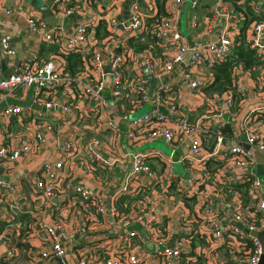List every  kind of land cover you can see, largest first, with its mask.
I'll use <instances>...</instances> for the list:
<instances>
[{
    "label": "built area",
    "instance_id": "2783aa9c",
    "mask_svg": "<svg viewBox=\"0 0 264 264\" xmlns=\"http://www.w3.org/2000/svg\"><path fill=\"white\" fill-rule=\"evenodd\" d=\"M49 1L52 10L58 13L61 11L70 15L74 10L73 7L65 6L62 11L63 0ZM182 1L171 0L167 11L151 19L142 18L138 6H134L135 10L126 22H107L109 32L103 37L95 34L98 22L88 25L72 21L71 29L68 30L69 35H72L66 43L59 44L58 51L53 52L49 59H24L16 72L7 76L0 75V94L11 95L19 87L32 85L35 88L34 102L44 109L60 110L62 113L61 117L51 119L45 117L41 109L36 117L33 114L29 118L30 113L25 115L22 105L4 107L3 114L20 115L17 118L20 122L21 119L26 120L25 124L21 122L23 126L19 124L17 131H7V138L0 139V214L9 211L7 220L25 211L26 206L19 203L15 180L3 178L2 170H8L10 164L21 155L37 154L47 142L55 143L57 138L54 137L64 138V144L58 145L59 156L55 159L44 157L30 182L33 194L43 201L38 203L30 221L31 232L23 237H14L11 231L15 229L10 223L6 225V230L3 227L0 231V243L4 245L0 254L2 264L21 258H25L26 264H146L152 256L139 241L147 237V234L140 237L130 228L135 220L155 229L156 252L161 264L189 262L178 243H168L175 231L154 224L157 215L153 207L152 210L145 207L144 198L139 203V209L137 205L134 207L135 203H126L120 207L115 200L117 196L138 193L143 188L139 180L140 173L150 175L153 183L170 179L165 171L154 174L149 164L151 158L162 160L167 163L168 172H171L169 155L153 149L144 151L135 148L130 151L129 168L125 169L119 182L107 183L101 179L103 187L112 192L108 202L94 192L91 181L78 176L74 170L75 167L94 170L98 167L111 168L116 164L127 166L126 154L119 155L116 153L117 148L128 142L138 147L140 143L157 137L169 143L172 150L188 137L190 164L200 162L201 159H204L203 162L219 159L224 169H242V172L233 171L232 180L246 183L248 193L255 202L245 210H242L240 204L234 206L233 216L241 221V226L224 224L216 214L209 215V235L223 237L227 244L245 248L241 253L242 264H257L262 247L255 232L264 227V195L259 193L261 185H264V167L260 174L256 171L255 158L249 149L255 147L264 152V131L256 129L252 123L254 115H264V102L252 105L242 118L239 130L244 132L243 136L232 130L231 134L223 131L232 126L222 118L226 109L229 110L233 105L231 89L235 88L241 95L247 93L238 77L243 64L238 62L231 68V86L207 98L204 101L207 107L199 118L193 121L188 118L176 90L167 81H161L162 77L177 66L180 67L185 53L190 51L183 65L187 68L184 74L189 88L201 90L203 85L214 79L212 71L207 72L209 75L201 72L202 64L213 68L226 59L239 43V37L236 40L224 30L213 40L190 46L179 29ZM196 2L192 0V6ZM250 5L254 12L264 15V0H250ZM147 11L152 16L159 13L153 5H149ZM28 23L33 29L42 30L41 38L49 41L61 38V28L65 29L63 26L48 25L45 20L29 18ZM190 23L195 24V14ZM246 33L249 47L254 48L261 60H264V19L249 23ZM130 37H134V40L130 41ZM11 41L8 34L0 38V51L4 56L15 54ZM117 47L120 48L119 53L111 55V50ZM155 48L159 52L153 53ZM73 51L81 54V65L74 72L67 67L66 58ZM127 60H133L136 65L135 70L129 74L124 73ZM263 66L264 61L252 68ZM145 73L160 80L152 97L148 92ZM107 81L109 85H106ZM257 94L260 95L259 92ZM147 102H151V107L136 114L135 110ZM210 107H213V112L208 110ZM120 121L127 122L125 129L121 128ZM212 121L217 123L218 128L212 127ZM106 129L110 131L111 140L105 144L110 152L104 153L100 147L104 142L100 137L90 139L87 132ZM83 133L88 138L82 136ZM210 136L213 140L212 148L203 151L202 142ZM231 140L232 144L229 143ZM223 202L226 204L225 199ZM56 207L63 209L66 216L54 215ZM132 207L134 209L130 210ZM204 209L205 214H210L209 209ZM39 210L43 212L39 213ZM46 213L51 214L50 219L46 218ZM100 216H105L107 220L118 216L126 229L124 233L113 226L108 229V235L114 234L121 245L114 252L92 238L100 227ZM177 232L188 233L185 221ZM203 263L208 264L207 260Z\"/></svg>",
    "mask_w": 264,
    "mask_h": 264
},
{
    "label": "crops",
    "instance_id": "0c3cea01",
    "mask_svg": "<svg viewBox=\"0 0 264 264\" xmlns=\"http://www.w3.org/2000/svg\"><path fill=\"white\" fill-rule=\"evenodd\" d=\"M196 1V4L193 6L191 4L192 0H183L180 4L179 29L182 37L190 46L213 40L224 30L231 37L238 40V37H240V29L245 18H250L253 15V18L264 19V15L252 10L250 0ZM42 2L50 1L0 0V38L6 34L10 35L15 49V54L11 57L4 56L2 51H0L1 76H7L12 72H16L24 59L33 58L37 61H46L53 52L58 51L59 44L66 43L70 35H72L71 33L69 35L68 31L71 29L70 26L64 27L62 24H57L65 28L64 30L61 28V38L55 41L43 40L40 36L42 30L33 29L29 26V18L31 20H45L38 7ZM170 2L171 0H63L64 6L62 7V11L67 5L74 9L70 15H65L61 11L58 13L52 10L51 6L50 8L55 15L68 16L74 22H84L92 25L95 22L99 23L103 21L107 25V22L112 20L118 24L126 22V20L131 18L135 10L134 6H138L142 18L151 19L152 14L147 11L149 5H153L157 12H165ZM7 10L9 11L7 12ZM194 14L195 24L192 25L190 19ZM47 24L52 25L49 22ZM246 37H248V33H246ZM136 39L138 40V38ZM17 47H20V52H18ZM119 51L120 48L117 47L115 50H111L110 54L114 56ZM154 52H159V49L155 48L153 50ZM126 65L127 67L124 69L125 74L132 73L135 70L136 65L133 60H127ZM213 68L207 64H202L201 72L209 75L207 72L212 71L214 73ZM240 68H242V71H240L238 77L242 80L247 93L241 95L235 88H232L233 105L229 110L226 109L222 118L224 121L232 124L230 126L231 129L229 128L230 132H226V134H231L232 130V132H238L243 136L244 132L239 130L242 118L252 105L264 102V66L255 68L250 72L243 65ZM184 69L187 68L177 66L173 71L165 74L161 81H167L172 85V88L176 90L179 102L184 108L186 115L193 121L203 115L207 107L204 101L207 98L210 99L216 93L224 92L227 89L218 92L210 88L209 83L203 85L199 91L192 90L188 86L189 84L186 80ZM148 74L145 73V76L148 79V92L151 93L154 92L160 80L153 75L148 76ZM106 78L109 77L106 75ZM106 85H109V81L106 82ZM34 93L35 88L31 85L19 87L11 95L0 94V139L7 138V131L15 132L20 128V125L23 126L26 123L24 119H21L23 124L18 121L20 115L3 114L4 107L8 105H22L24 107V114L27 115L30 113L28 115L29 118H32L33 114L36 117L37 112H40L41 109H43L41 111L45 117L51 119L61 117L62 113L60 110L44 109L39 103L34 102ZM149 107H151V102H147L137 108L135 112L139 114L141 113L139 109L144 108L143 111H145ZM208 110H211L210 112L214 111L213 107L208 108ZM232 117L233 119H230ZM252 123L256 129L264 131V115H254ZM120 126L122 129H125L127 122L120 121ZM212 127L218 128L217 123L212 121ZM87 135L90 139L94 136H99L101 141L104 142L100 145L102 152H110L108 147L105 146L111 140L109 130L106 129L99 132L88 131ZM48 136L50 137V134ZM82 136L88 138L84 133ZM54 138H57L55 143L47 142L37 154L29 153L27 155H21L18 160L10 164L8 170H2L1 176L3 178L15 180L19 203L23 207L26 206V210L15 215L11 220L6 219V216L10 212L2 211L0 214V231L3 227L6 230V225L10 223L15 229L11 231L14 237L18 235L19 237H23L28 232H31L30 221L35 214L38 203L43 201L38 195L35 196L33 194L30 182L38 172L41 160L44 157L50 156L55 159L59 156L58 145L61 146L64 144V138L63 136ZM229 143L232 144L233 141L231 140ZM212 145L213 140L212 136H210L207 141L203 140L202 142L203 151L211 150ZM135 148L144 151L148 149L159 150L169 155L172 164L171 172H168V168H166L167 163L162 160L151 158L149 159V164L154 174L165 171L170 176V179L153 183L150 175L140 173L139 180L143 184V188L138 193L117 196L115 198L117 204L120 207H124L126 203L130 205L135 203L134 207L137 205L139 209V203L144 198L145 207H148L149 210H152L153 207L157 215V221L154 224L160 228L170 227L175 231L168 240V243H178L189 264L195 262L197 259L205 263L207 260L208 264H242L241 253L245 251V248L242 249L237 244L235 246L229 245L224 241L225 239L223 237L215 238L209 235L210 221L208 219L211 218L209 215L216 214L218 220H221L224 224L241 226V221L236 220L233 216L234 206L240 204L243 207L242 210H245L246 207H250L255 202V199L249 195L246 183H238L232 180L233 171L242 172L241 168L224 169L221 167L222 160L219 159H208L205 162H203L204 159H201L200 162L190 164V159L188 158V137L181 141L173 150L171 145L161 137L140 143L138 147L128 142L116 149V153L119 155L124 156L126 154L127 166L116 164L111 168L98 167L94 170L75 167L74 170L78 176L87 181H91L94 192L102 200L108 202L112 196V192L103 187L101 179L103 181L106 180L107 183L119 182L125 169L127 167L129 168L131 161L130 151H133ZM249 150L251 152V147ZM254 158V167L260 174L264 167V161H259L255 156ZM259 193L264 195L263 184L261 185V191ZM223 199H225L226 204H224ZM134 207L130 210H133ZM204 208L209 209L210 214H205L206 209ZM38 212L42 213L43 211L39 210ZM50 215V213H46V218L50 219ZM54 215L66 216L63 209L57 207L54 209ZM76 218L75 220L77 221ZM100 221V227L95 231L92 238L98 240L100 245L108 248L111 252H114L121 245L116 240L114 234L108 235V229L113 226L122 233L126 229L122 225L121 220L118 219V216L110 220H107L105 216H100ZM184 221L186 222L188 233L177 232L181 223ZM130 228H133L140 237L147 234V237L139 241L142 247L150 251V255L152 256L146 264H161L156 252L157 241L155 239V229L148 228L142 222L136 220L133 221ZM3 249L4 245L0 243V254ZM0 264L2 263L0 262ZM8 264H26V260L25 258H21L18 261Z\"/></svg>",
    "mask_w": 264,
    "mask_h": 264
},
{
    "label": "trees",
    "instance_id": "16d2710c",
    "mask_svg": "<svg viewBox=\"0 0 264 264\" xmlns=\"http://www.w3.org/2000/svg\"><path fill=\"white\" fill-rule=\"evenodd\" d=\"M67 7H69L67 5ZM163 13L159 12L156 15L152 16L155 18L158 14ZM254 16H250V18H245L242 23L240 29V37L239 43L233 48V52L229 54L226 59L214 65V79L209 84L210 88L221 92L231 86V68L237 62H241L243 66L247 69L253 70L254 66H258L264 60H261V56L255 51L254 48L249 47L247 40L245 39L246 29L248 23L257 20V18H253ZM258 17V16H257ZM109 30L106 28V25L103 21H100L98 25L95 26V34L97 37L105 36ZM134 40V37H130V41ZM132 43V42H131ZM68 65L67 67L72 71L77 70V66L81 65V54L77 51L70 52L67 55ZM225 132H230L229 128L223 129ZM189 264V263H184ZM191 264H204L202 261H198V259Z\"/></svg>",
    "mask_w": 264,
    "mask_h": 264
},
{
    "label": "water",
    "instance_id": "95a60500",
    "mask_svg": "<svg viewBox=\"0 0 264 264\" xmlns=\"http://www.w3.org/2000/svg\"><path fill=\"white\" fill-rule=\"evenodd\" d=\"M39 10L43 16V18L51 23V24H62L64 27H69L72 22V18L68 16H57L53 13L50 8V2H42L38 5ZM18 52H20V47H17ZM20 55V53H18ZM190 55V51H187L184 55L183 61L180 63V66L183 67L184 62L188 59ZM153 92L150 93V97H152ZM252 154L257 157L259 161H264V152L257 150L255 147H251ZM255 235L259 238L261 242L262 252L259 255V260L257 264H264V227L262 230L255 232Z\"/></svg>",
    "mask_w": 264,
    "mask_h": 264
},
{
    "label": "rangeland",
    "instance_id": "374dc122",
    "mask_svg": "<svg viewBox=\"0 0 264 264\" xmlns=\"http://www.w3.org/2000/svg\"><path fill=\"white\" fill-rule=\"evenodd\" d=\"M144 108L139 109V112H142Z\"/></svg>",
    "mask_w": 264,
    "mask_h": 264
}]
</instances>
